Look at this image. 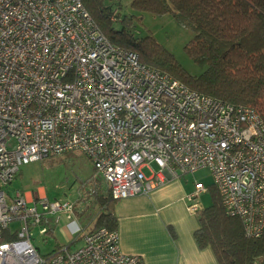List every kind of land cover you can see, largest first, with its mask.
I'll list each match as a JSON object with an SVG mask.
<instances>
[{
	"label": "built area",
	"instance_id": "built-area-1",
	"mask_svg": "<svg viewBox=\"0 0 264 264\" xmlns=\"http://www.w3.org/2000/svg\"><path fill=\"white\" fill-rule=\"evenodd\" d=\"M75 150L117 200L148 193L179 169L208 168L226 213L247 235L264 233V119L255 109L142 63L103 34L83 0H0V264H145L123 251L117 230L85 232L75 201L4 189L24 165ZM207 191L196 182L187 199ZM50 216L65 219L82 244L42 255L32 229L49 233Z\"/></svg>",
	"mask_w": 264,
	"mask_h": 264
},
{
	"label": "trees",
	"instance_id": "trees-1",
	"mask_svg": "<svg viewBox=\"0 0 264 264\" xmlns=\"http://www.w3.org/2000/svg\"><path fill=\"white\" fill-rule=\"evenodd\" d=\"M83 3L103 34L117 46L138 53L142 63L171 74L202 94L234 106L251 107L264 119V0H129L140 13H171L194 31L185 48L205 66L200 75L190 73L155 36L138 34L135 15L123 14L116 0ZM105 184L81 190L75 201L81 214L93 208V229L118 227L114 210L118 200L112 197L110 184ZM210 188L211 205L197 212L200 225L194 236L199 247H210L219 264H261L264 233L259 237L247 235L241 218L226 213L214 183ZM49 232L53 234L54 228ZM3 237L9 239L6 233Z\"/></svg>",
	"mask_w": 264,
	"mask_h": 264
},
{
	"label": "rangeland",
	"instance_id": "rangeland-1",
	"mask_svg": "<svg viewBox=\"0 0 264 264\" xmlns=\"http://www.w3.org/2000/svg\"><path fill=\"white\" fill-rule=\"evenodd\" d=\"M120 5L123 14L135 15L133 18L134 29L141 36L153 35L163 47L167 48L177 57L178 61L193 75H200L205 66L197 63L186 50V44L194 37V31L186 27L179 19L171 13L155 15L150 12L140 13L133 9L129 0H116ZM92 170L91 162L81 151H69L56 156H50L40 161L31 162L22 167V173L18 175L12 183L5 186L7 193L11 194L17 189L26 194H33L39 189H44L50 200H71L78 199L80 191L88 188L83 187L84 182ZM152 170L156 166L152 165ZM147 176L151 175L149 168L144 169ZM182 173V171L179 169ZM180 184L185 188L187 196L195 191L196 182H202L208 187L207 192L200 194L194 201L186 200L188 205L197 202L201 207H208L212 203V191L210 185L214 183V177L208 168L200 169L194 173L188 172L182 175ZM138 197H130L118 200L116 209L121 212L128 204L130 205ZM93 208L90 207L83 214L81 220L86 224L88 219L93 216ZM77 217V211L76 215ZM56 216H50L49 226H54V234L50 232L42 235L41 231L47 227L42 225L32 229L33 242L42 255H47L57 248L59 244H71V248H76L82 244L77 234H72L67 226V221H55ZM17 225L11 226L13 230ZM93 222L84 228L90 231Z\"/></svg>",
	"mask_w": 264,
	"mask_h": 264
},
{
	"label": "crops",
	"instance_id": "crops-1",
	"mask_svg": "<svg viewBox=\"0 0 264 264\" xmlns=\"http://www.w3.org/2000/svg\"><path fill=\"white\" fill-rule=\"evenodd\" d=\"M90 162L92 170L84 182L85 187L90 189L95 184L100 186L102 182L110 184L102 174L96 173ZM182 175L178 172L177 176H169L163 184L155 186L148 193L134 196L139 198L121 212L114 208L119 218L115 230L124 252L142 256L145 264H219L210 247L202 249L197 244L194 233L200 223L197 212L193 213L188 208L186 200L189 199L180 184ZM38 191L47 195L44 189ZM79 209L77 203L78 224L85 228L92 221L94 225L93 216L86 224L82 222Z\"/></svg>",
	"mask_w": 264,
	"mask_h": 264
}]
</instances>
